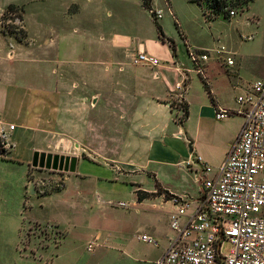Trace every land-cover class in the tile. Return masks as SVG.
Here are the masks:
<instances>
[{"label": "crops", "instance_id": "0c3cea01", "mask_svg": "<svg viewBox=\"0 0 264 264\" xmlns=\"http://www.w3.org/2000/svg\"><path fill=\"white\" fill-rule=\"evenodd\" d=\"M164 1L166 9H163V16L158 21L164 18L166 11L175 20L181 38L165 35L174 42L175 51L169 42L159 38V33L154 39L137 44L109 43L98 48L96 53L94 48L79 49L71 43L64 49L60 46L61 39L56 28L48 31L50 35H46L36 55L23 56L24 40L19 38L17 51L0 47V126L5 125L7 129L10 125L15 126L12 131L8 129L11 146L0 153V163L27 168L19 181L21 187L24 185L26 194L27 191H35L39 201L46 200L48 195L51 197L65 192L72 175L81 177L78 169L85 159L95 161L100 158L123 180L143 181L146 175L154 179L155 188L151 189H146L141 182L133 183L137 197L140 191L151 195L141 201L135 196L133 204L137 210L132 219L139 225L138 229L145 231L122 235L118 237L122 238L121 243L112 242L114 235L99 232L86 245V251L93 256L73 264H156L167 253L175 235L170 223L171 213L176 210L173 199L188 200L194 207L200 196L201 172L192 163L194 157H202L214 171L218 170L244 124L243 116L238 113L241 110L236 101L238 96L249 92L256 80L264 79L262 46L258 44L247 50L242 47L228 48L218 39L214 48L201 49L183 31L169 0ZM190 2L200 8L210 30L220 19L231 23L242 16L231 18L227 13L216 14L206 6ZM141 3L144 7L143 0ZM158 9L162 8L152 0V10H146L153 16ZM237 23L240 25V21ZM243 40L254 41L255 35L243 36ZM223 47L229 55L220 53ZM190 49L210 53L206 79L195 72L192 62H186L185 55ZM139 51L157 58L160 64L135 65L133 59ZM229 56L234 60L233 66L226 62ZM16 59L39 66V84H22L12 80L8 75L11 68L8 63L12 64ZM178 84L183 85L182 90L177 89ZM66 91L71 103L77 105L76 125L71 128L70 143L77 151L86 153L88 158L83 155L76 157L74 172L47 169L62 178L65 185L61 191L45 194L37 188L38 178L36 172H31V165L36 152H53L56 148L64 151L62 147L65 145L61 141L63 106L68 99ZM184 107H188L189 116L182 123ZM219 109L235 111V114L218 120L216 111ZM96 118L105 123L101 141L96 140L94 134ZM50 144L53 150L48 149ZM188 180L193 181L194 187L187 186ZM93 181L98 185L105 180L94 177ZM87 190L81 191L80 196L89 197L92 191ZM166 196L170 199L166 200ZM148 202H152V208L161 207L165 214L163 222L147 213L144 204ZM26 205V201L24 206L23 203L16 205L19 212L17 229L19 235L24 233L20 239L31 252L24 257L22 255V259L57 264L61 252L67 247L69 232L61 221H52L61 238L49 246L47 242L53 239L49 241L36 233L39 232L37 226L53 224L38 219H29L27 224ZM143 235L156 239L158 246L142 241ZM134 238L147 248L156 250V255L142 254ZM91 244L93 248L89 251ZM37 254H40L39 260Z\"/></svg>", "mask_w": 264, "mask_h": 264}, {"label": "rangeland", "instance_id": "374dc122", "mask_svg": "<svg viewBox=\"0 0 264 264\" xmlns=\"http://www.w3.org/2000/svg\"><path fill=\"white\" fill-rule=\"evenodd\" d=\"M252 1L254 2L251 3ZM223 2L224 0L222 2L212 0V2H208L209 5H202L208 7L210 11L216 12L217 8L211 10L210 6H221ZM251 2V4H246L243 11L240 10L241 17L232 20L231 23L228 20L220 19L214 23L213 29L210 30L196 4L191 3L190 0H169L183 31H186L192 43L201 49L214 48L218 39L228 48L242 47L247 50L258 44L264 48V0H251ZM155 3L157 7L166 9L164 0H155ZM10 5H15L18 10L10 11L3 17ZM19 16H22L21 19ZM155 19V13L152 16L142 6L141 0H0V47L17 51L19 50L17 38L23 37L25 48L22 55H36L40 44L44 43L46 35H50L48 31L51 28H56L62 48H67V45L71 43L79 49L94 48L96 53L98 48H103L109 43L133 42L137 44L141 41L146 42L154 39L158 33L154 23ZM238 21H240V25H237ZM158 23L162 26L167 37L178 36L181 38L175 20L169 12L166 11L164 18ZM257 28L258 33H256ZM8 29L13 30L15 35L11 36L6 33ZM252 34L255 35L254 41L243 40V36ZM185 56L187 58L185 61L191 62L187 53ZM8 66L11 67L8 75L17 83L30 85L40 83V68L37 64L22 63L16 59L12 64L8 63ZM66 92L68 99L63 106V138L61 141V144L65 145L62 147L64 151H58L59 149L56 148L55 151L46 154L70 158H80L82 155L87 157L86 153L77 151L70 143L71 128L76 125L75 110L77 105L71 103L69 92ZM94 123L95 138L101 141L105 123L97 118ZM84 126H86V122H84ZM48 149L53 150L51 144ZM0 153H3L2 150ZM26 169L18 165L9 166L0 163V264H45L44 261L38 263L31 258L22 259V255L24 257L31 252L20 239L24 233L19 235L17 229L19 212L16 210V205L23 203L24 206L25 201L27 203L25 210L27 224L29 219H38L44 223L51 221L50 223L55 226L52 221L58 220L69 232L67 247L61 252L57 264H73L79 259L93 256L86 251V245L99 232L104 235L110 233L114 235L113 243H121L122 238L118 237L145 231V229H138L139 225L132 219L135 216V210H137L133 204L135 196L136 199L142 197L139 198L141 201L151 195L140 191L137 197L133 183L141 182L146 189L155 188L154 179L150 176L146 175L143 181L123 180L117 171L111 170L100 158H96L95 161L85 159L81 161L78 169L81 177L72 175L65 192L53 194L51 197L48 195L46 200L37 201L34 195L35 191H27L26 194L23 189L24 185L21 187L19 182L20 179H23V172ZM46 170L34 167L31 169L32 173L36 172L38 190L45 194L61 191L65 185L63 179L54 175L53 171ZM94 177H101L105 181L96 185L93 181ZM187 183V186L194 187L192 180H188ZM93 184L96 187L92 188ZM87 188V191H92L90 196H80L81 191L83 192ZM165 198L166 200L170 199L169 196ZM153 201L157 203L155 200ZM118 203H125L127 207H121ZM151 203L144 204L147 213L157 218L160 223L163 222L165 214L161 207L152 208ZM36 233L49 241L53 239L52 242H47L49 246L53 242L57 243L61 238L59 232H57L59 236L52 232L47 233L46 236L40 230ZM133 241L142 254L156 255V250L147 248L136 238ZM228 250L229 247L226 246L225 251ZM39 255L37 254V259Z\"/></svg>", "mask_w": 264, "mask_h": 264}, {"label": "built area", "instance_id": "2783aa9c", "mask_svg": "<svg viewBox=\"0 0 264 264\" xmlns=\"http://www.w3.org/2000/svg\"><path fill=\"white\" fill-rule=\"evenodd\" d=\"M209 5L212 0H199ZM221 1L222 0H217ZM251 0H224L229 17L239 15ZM156 19L164 10L154 11ZM221 54L229 55L223 47ZM189 58L195 72L207 78L206 66L210 53L190 49ZM234 65L231 56L226 58ZM135 65L158 66L160 61L142 51L134 57ZM177 89H183L182 84ZM238 111L244 118L243 127L227 158L217 171L202 157H194L201 172L200 196L196 205L185 199H173L176 210L170 223L175 235L167 253L156 264H264V79L256 80L249 92L238 96ZM235 111L219 109L216 118L223 120ZM10 131L14 125L8 127ZM8 129L0 126V150L10 148ZM126 207L125 203H118ZM192 210L191 212H189ZM40 232L59 236L54 226L38 227ZM61 234V233H60ZM142 241L158 246V241L143 235ZM226 246L229 250L226 252ZM93 244L89 246V251Z\"/></svg>", "mask_w": 264, "mask_h": 264}, {"label": "water", "instance_id": "95a60500", "mask_svg": "<svg viewBox=\"0 0 264 264\" xmlns=\"http://www.w3.org/2000/svg\"><path fill=\"white\" fill-rule=\"evenodd\" d=\"M76 157H65L60 155L36 152L33 157L34 168L48 169L54 171L74 172L76 169Z\"/></svg>", "mask_w": 264, "mask_h": 264}, {"label": "trees", "instance_id": "16d2710c", "mask_svg": "<svg viewBox=\"0 0 264 264\" xmlns=\"http://www.w3.org/2000/svg\"><path fill=\"white\" fill-rule=\"evenodd\" d=\"M193 2H196L200 5H202V3L199 1V0H192ZM215 2H217V0H215ZM218 4V3H217ZM143 5L146 9L148 10H152V0H143ZM203 6V5H202ZM215 7L217 9H215ZM224 7H225V3L223 2L222 5H216V6H210V8L212 10H216V14H223L225 12H223L222 10H224ZM17 7L15 5H10L8 7V10L4 13L3 17H5L7 15L8 12L10 11H17ZM23 12V10H22ZM226 14V13H225ZM22 16H19V19H21ZM155 24H156V27H157V30H158V33H159V38L163 41V42H169L170 45L172 46L173 50L175 51V46H174V42L170 39H167L164 32H163V29L161 27V25L158 23V20L155 19ZM8 33H10L11 35H15V32L11 29H8L7 30ZM20 41L24 40L23 37L19 38ZM189 116V110H188V107H184V118L181 120V122L183 123L184 120ZM159 187V185H158ZM161 192V191H160ZM140 199L142 197H139Z\"/></svg>", "mask_w": 264, "mask_h": 264}]
</instances>
